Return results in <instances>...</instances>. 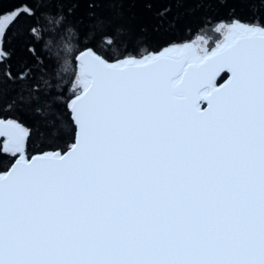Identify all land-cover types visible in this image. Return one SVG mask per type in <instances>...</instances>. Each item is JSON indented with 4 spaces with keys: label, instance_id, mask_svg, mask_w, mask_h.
Returning <instances> with one entry per match:
<instances>
[{
    "label": "snow or ice",
    "instance_id": "snow-or-ice-1",
    "mask_svg": "<svg viewBox=\"0 0 264 264\" xmlns=\"http://www.w3.org/2000/svg\"><path fill=\"white\" fill-rule=\"evenodd\" d=\"M52 2L0 13V58L10 57L7 33L22 17L38 23ZM55 2L63 20L83 0ZM80 25L70 89L35 109L53 141L70 126L73 142L30 156L33 129L0 115V154L12 161L0 171V264H264V19H220L215 38L142 51V33L129 27L103 17ZM125 38L135 46L118 57L102 51ZM26 51L35 66L5 73L33 81L11 101L18 112L52 95L47 56Z\"/></svg>",
    "mask_w": 264,
    "mask_h": 264
},
{
    "label": "trees",
    "instance_id": "trees-1",
    "mask_svg": "<svg viewBox=\"0 0 264 264\" xmlns=\"http://www.w3.org/2000/svg\"><path fill=\"white\" fill-rule=\"evenodd\" d=\"M91 0H83L75 10V15H67L65 19L60 17L61 5L55 0L51 3L50 10L39 18V22L32 24L27 17H22L20 22L10 30L4 38L2 49L10 53L8 59L0 58V115L19 116L21 121L33 129L29 144V155L46 150H52L50 145L55 142L63 148L66 143L73 142V129L69 126L66 134L55 141L47 134V120L41 112L47 111L46 102L50 103L57 95L66 93L70 89L75 78V60L77 48L82 47L79 41L83 38L80 21L91 26L97 17H103L110 28L129 27L136 33H142L143 43L136 49L155 50L178 44L186 41H193L203 31L216 25L218 20H230L233 16L243 22H254L264 19V0H232L227 4H212L200 6L197 3H177L176 0H122L113 8L109 3H103L95 9L89 8ZM31 3V0H0V13L10 12ZM171 9L165 17L158 16V13L165 9ZM233 9L235 12L233 13ZM96 16H92V12ZM47 16H51L49 21ZM60 21L57 23L56 21ZM29 25L40 30L41 39L36 40L30 34ZM72 28L77 34L73 36L68 29ZM90 30V29H89ZM51 40V44L45 48V44ZM67 45H72V51H67ZM34 46L38 53L46 55L47 65L44 75L49 81L50 87L47 91L40 93L38 104L24 105L23 112H18L17 105L11 103L13 98L18 97L23 85L32 83V79L16 82L7 79L5 73L11 71L13 78H16L20 66L27 60L29 65L35 66L34 58L27 53L26 48ZM135 46V41L125 38L123 45H116L114 48L104 45L102 51L116 58L123 47ZM42 50V51H41ZM65 60L68 61L65 71ZM226 77L222 76L221 81ZM39 107L41 112L35 111ZM66 150V148L64 149ZM10 159L0 154V171H5L10 166Z\"/></svg>",
    "mask_w": 264,
    "mask_h": 264
},
{
    "label": "water",
    "instance_id": "water-1",
    "mask_svg": "<svg viewBox=\"0 0 264 264\" xmlns=\"http://www.w3.org/2000/svg\"><path fill=\"white\" fill-rule=\"evenodd\" d=\"M186 42H189V41H186ZM184 43V42H183ZM224 74H226V77L221 81V79L220 78H218V83L219 84H224L227 80H228V78H229V73H221V76H223ZM202 107H207V105H206V103L202 106ZM46 151H50V150H46ZM40 153V152H39ZM36 154H38V153H35V154H33V155H36ZM6 171V170H5Z\"/></svg>",
    "mask_w": 264,
    "mask_h": 264
},
{
    "label": "rangeland",
    "instance_id": "rangeland-1",
    "mask_svg": "<svg viewBox=\"0 0 264 264\" xmlns=\"http://www.w3.org/2000/svg\"><path fill=\"white\" fill-rule=\"evenodd\" d=\"M215 27V25L213 26V27H211V28H209V29H207V30H205V31H203L201 34H199V35H203V36H205V38H207V37H209V36H213V38H215V36H214V33L212 32V29ZM197 38V37H196ZM196 38L194 39V40H196ZM193 40V41H194Z\"/></svg>",
    "mask_w": 264,
    "mask_h": 264
}]
</instances>
